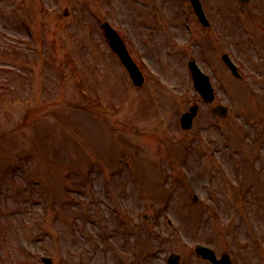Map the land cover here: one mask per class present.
<instances>
[{
	"label": "rangeland",
	"instance_id": "rangeland-1",
	"mask_svg": "<svg viewBox=\"0 0 264 264\" xmlns=\"http://www.w3.org/2000/svg\"><path fill=\"white\" fill-rule=\"evenodd\" d=\"M19 1L0 0V264H167L172 253L212 264L198 242L234 264H264V0H203L211 33L187 0L185 18L182 0H42L46 12ZM106 20L151 66L143 86L111 50ZM184 21L196 28L186 50ZM191 57L212 76V105L194 89ZM193 103L200 112L184 130ZM218 103L227 118L212 113ZM24 155L30 169H15Z\"/></svg>",
	"mask_w": 264,
	"mask_h": 264
},
{
	"label": "water",
	"instance_id": "water-1",
	"mask_svg": "<svg viewBox=\"0 0 264 264\" xmlns=\"http://www.w3.org/2000/svg\"><path fill=\"white\" fill-rule=\"evenodd\" d=\"M243 1H245V0H243ZM194 2H195L196 5L198 4V0H194ZM129 68H130L131 72L133 73V75L135 76V74H136L135 73L136 72L135 68L134 67H129ZM195 77H196L197 85L200 88L202 94L204 95V97L207 100L211 101L213 99V94H212V91H211V88H210L208 82L202 80L200 78V76L197 74V72L195 73ZM217 111L219 113H223V112L226 113V110L225 109L222 110L221 108H219ZM188 117H189V120L188 121L191 122L192 117H193V114L188 115Z\"/></svg>",
	"mask_w": 264,
	"mask_h": 264
}]
</instances>
